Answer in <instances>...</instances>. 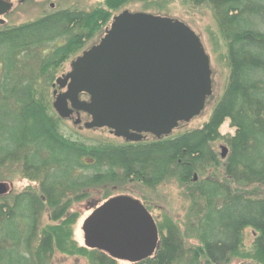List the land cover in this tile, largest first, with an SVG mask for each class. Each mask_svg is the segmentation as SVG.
<instances>
[{"label": "trees", "instance_id": "1", "mask_svg": "<svg viewBox=\"0 0 264 264\" xmlns=\"http://www.w3.org/2000/svg\"><path fill=\"white\" fill-rule=\"evenodd\" d=\"M179 1L211 12L209 34L228 80L201 126L150 143L77 138L54 109L51 88L62 64L128 5L172 17L177 0H103L89 11L60 8L0 24V180L34 185L0 196V264H50L58 252L119 264L74 238V209L94 210L114 196L110 187L130 181H176L189 203L182 224L166 213L156 218L159 248L131 264H264V0ZM226 121L233 132L223 135ZM221 140L225 158L216 150ZM43 213L51 223H42ZM247 227L259 232L248 249Z\"/></svg>", "mask_w": 264, "mask_h": 264}, {"label": "water", "instance_id": "2", "mask_svg": "<svg viewBox=\"0 0 264 264\" xmlns=\"http://www.w3.org/2000/svg\"><path fill=\"white\" fill-rule=\"evenodd\" d=\"M27 0H19L23 3ZM14 7L0 0V23ZM210 56L200 36L184 21L125 9L115 15L99 43L71 62L58 77L53 107L63 118L81 112L88 129L107 127L118 137L137 141L143 132L158 138L199 115L213 94ZM85 93L89 100H81ZM225 158L228 148L221 146ZM197 177V176H195ZM10 189L0 181V195ZM84 245L136 263L155 254L159 230L140 199L115 195L83 221Z\"/></svg>", "mask_w": 264, "mask_h": 264}, {"label": "rangeland", "instance_id": "3", "mask_svg": "<svg viewBox=\"0 0 264 264\" xmlns=\"http://www.w3.org/2000/svg\"><path fill=\"white\" fill-rule=\"evenodd\" d=\"M14 2L13 9L6 15L3 16L5 23L10 24H19L28 21H32L47 12H52L58 10L60 8H77L79 10L89 11L94 7L100 5L103 0H28L23 3H19V0H11ZM51 4H54L52 7ZM142 2H136L134 4L128 5V9L131 11H139L142 7ZM171 16L177 19H180L186 22L190 27L200 36L202 39L207 53L210 56L211 60V69H212V80H213V94L208 99L205 108L203 111L191 119L188 122L182 123L184 127L181 129L174 130V133H178L184 129H193L201 126L210 116L212 112V108L216 100L221 96L224 91V87L228 80V67L222 59H219V52H214L213 50V40L209 34V31L216 30V24L214 18L212 17L211 12H199L197 10H185V7L182 5L181 1L177 0V2L172 3L170 5ZM188 12V13H187ZM108 27V26H107ZM106 27V28H107ZM105 31V30H104ZM105 33V32H104ZM103 33V35H104ZM94 37L88 40L85 44L83 50L89 48L92 45L97 44L100 39L103 37ZM82 50V51H83ZM78 56V55H77ZM73 55L71 58L66 60L62 66L57 71L56 78L60 77L62 74H65L70 70L71 61L77 57ZM56 80V79H55ZM54 80V83H55ZM53 83V84H54ZM54 90L51 88V92ZM52 97V95H51ZM52 97V101H53ZM83 116V114H82ZM64 121L65 129L68 133L70 131L76 134L77 138H81L83 140L88 141H101V140H111L117 144L123 143V140L120 138L115 137L108 128L101 127V128H94V129H87L83 123L88 121L86 117H83V123L80 126H74L71 121ZM221 133L224 135L231 134L233 132L229 121H226L221 127ZM225 145V143L221 141L216 142V150L221 154V146ZM7 182L10 186L9 191L6 193L8 194L11 192H19L25 189L28 184L31 186L33 185L32 181H28L26 179H21L20 177H12L10 176L7 180H0ZM34 186V185H33ZM111 193L113 195L118 194H127L132 195L135 198L141 199L145 202V204L149 207V211L153 214L155 219H160L161 216L166 213L170 215L175 221L182 224V220L186 214V210L189 206V203L185 196L183 195L182 188L179 186V183L176 181L165 182L161 183L155 187L145 186L140 182L137 181H130L125 185L118 186V187H110ZM260 192L264 193V187L261 188ZM4 194V195H6ZM95 196V194H93ZM3 196V195H0ZM96 197V196H95ZM85 200L82 203L84 204ZM77 206L76 203H74ZM74 211L79 215V218L74 225V238L79 242H84L83 240V231L81 229L82 223L84 219L91 213V208L74 209ZM87 211V212H86ZM47 215L43 213L42 223H51L49 221ZM181 220V221H180ZM259 235V232L251 227H247L243 232L244 244L248 249L251 247V244L254 242L255 238ZM240 262V260H235V263ZM50 264H89V262L84 258H78L73 256H67L62 253H55L51 258ZM119 264H131L129 262L119 261Z\"/></svg>", "mask_w": 264, "mask_h": 264}, {"label": "flooded vegetation", "instance_id": "4", "mask_svg": "<svg viewBox=\"0 0 264 264\" xmlns=\"http://www.w3.org/2000/svg\"><path fill=\"white\" fill-rule=\"evenodd\" d=\"M52 5V7H54V4H51ZM109 27V26H108ZM92 46H94V45H92ZM92 46H90L89 48H87V49H85V50H88V49H90ZM85 50H83L79 55H81ZM78 55V56H79ZM73 61V60H72ZM71 61V62H72ZM71 69V68H70ZM70 71V70H69ZM68 71V72H69ZM68 72H66V73H68ZM62 75H64V74H62ZM61 75V76H62ZM56 80H57V78H56ZM56 80H55V83L53 84V87H54V91L55 90H57V93H56V95H59V94H61L62 92H64L65 90H66V88H64V89H59L58 88V85H57V83H56ZM54 93V92H53ZM54 95V94H53ZM55 95H54V99H55ZM80 99L81 100H89V96L87 95V94H85V93H81L80 94ZM82 114H83V116H82ZM83 117H86L87 119H88V121H90L91 119H92V117L90 116V115H88L87 113H85V112H81V116H80V122L78 123V124H75L74 123V120L76 119L75 118V116L74 117H72V118H63V117H61L63 120H67V119H69L68 121H71L73 124H74V126H80V124H82L83 123ZM88 121H85L84 123H83V125L85 126V123L86 122H88ZM92 129H94V128H92ZM110 131V130H109ZM143 134V136H142V138H140L139 140H137V141H134V140H127L126 138H123V137H119L120 139H122L123 140V142H128V143H130V144H137V143H140V142H146V143H150V142H154V141H157V140H159V139H162V137L161 138H158L157 136H155L154 134H152V133H146V132H143L142 133ZM117 137V136H116ZM90 208V207H89ZM92 211V210H91Z\"/></svg>", "mask_w": 264, "mask_h": 264}]
</instances>
